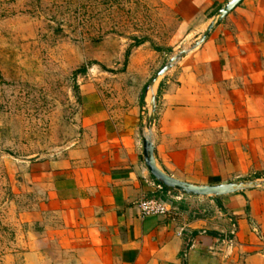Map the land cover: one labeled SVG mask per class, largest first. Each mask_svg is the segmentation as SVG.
Listing matches in <instances>:
<instances>
[{"label":"crops","instance_id":"0c3cea01","mask_svg":"<svg viewBox=\"0 0 264 264\" xmlns=\"http://www.w3.org/2000/svg\"><path fill=\"white\" fill-rule=\"evenodd\" d=\"M227 1H175L192 45ZM160 77L150 136L157 167L193 186L258 185L181 196L178 208L141 217L137 204L159 190L141 154L149 110L96 111L82 118L73 147L30 165L61 219L57 251L4 264H264V0H240Z\"/></svg>","mask_w":264,"mask_h":264},{"label":"rangeland","instance_id":"374dc122","mask_svg":"<svg viewBox=\"0 0 264 264\" xmlns=\"http://www.w3.org/2000/svg\"><path fill=\"white\" fill-rule=\"evenodd\" d=\"M175 1L0 0V264L57 251L61 219L30 165L73 147L93 112L149 110L150 79L192 46ZM181 196L152 197L178 208Z\"/></svg>","mask_w":264,"mask_h":264},{"label":"water","instance_id":"95a60500","mask_svg":"<svg viewBox=\"0 0 264 264\" xmlns=\"http://www.w3.org/2000/svg\"><path fill=\"white\" fill-rule=\"evenodd\" d=\"M240 0H228L214 15L212 20L206 26L205 30L202 32L198 40L190 47L189 50H180L173 57H171L164 65L160 67L154 76L148 82L147 89H150L156 79L162 76L168 69H170L173 64L186 55L190 50L198 47L204 39L207 37L210 30L214 25L218 24L221 19L234 8ZM149 114L145 123L146 135L141 136V154L143 163L150 177L164 189L172 192H177L183 196H195V197H220L223 195L231 194L243 189L253 188L258 184L255 183H245V184H226L218 186H193L178 180L173 179L169 175L165 174L161 169H159L155 163L154 151L151 143V128L154 121L155 115V101L154 96L151 95L149 100ZM261 185V184H259Z\"/></svg>","mask_w":264,"mask_h":264},{"label":"built area","instance_id":"2783aa9c","mask_svg":"<svg viewBox=\"0 0 264 264\" xmlns=\"http://www.w3.org/2000/svg\"><path fill=\"white\" fill-rule=\"evenodd\" d=\"M137 207L141 217L149 215H164L167 212L166 203L153 197L139 202Z\"/></svg>","mask_w":264,"mask_h":264},{"label":"trees","instance_id":"16d2710c","mask_svg":"<svg viewBox=\"0 0 264 264\" xmlns=\"http://www.w3.org/2000/svg\"><path fill=\"white\" fill-rule=\"evenodd\" d=\"M79 73H84L85 72V68L84 67H81L79 70H78ZM140 103L142 104L143 103V100L141 99L140 100ZM152 179V178H151ZM156 183V182H155ZM156 185L160 188L159 190L163 193H166V192H169L168 190L164 189L162 186H160L159 184L156 183Z\"/></svg>","mask_w":264,"mask_h":264},{"label":"bare ground","instance_id":"6f19581e","mask_svg":"<svg viewBox=\"0 0 264 264\" xmlns=\"http://www.w3.org/2000/svg\"><path fill=\"white\" fill-rule=\"evenodd\" d=\"M151 94H152V87L148 90V96H149V98H150Z\"/></svg>","mask_w":264,"mask_h":264}]
</instances>
